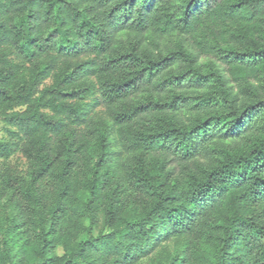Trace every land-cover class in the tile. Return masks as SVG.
<instances>
[{"label": "trees", "instance_id": "1", "mask_svg": "<svg viewBox=\"0 0 264 264\" xmlns=\"http://www.w3.org/2000/svg\"><path fill=\"white\" fill-rule=\"evenodd\" d=\"M0 125V264H264V0H0Z\"/></svg>", "mask_w": 264, "mask_h": 264}, {"label": "rangeland", "instance_id": "2", "mask_svg": "<svg viewBox=\"0 0 264 264\" xmlns=\"http://www.w3.org/2000/svg\"><path fill=\"white\" fill-rule=\"evenodd\" d=\"M1 127V125H0ZM0 137H2V133L0 132ZM3 163L2 160H0V166ZM8 164L16 166L18 169L25 171L26 170V161L20 156L17 155L10 159ZM98 229L94 232L95 236L98 235ZM158 233L162 234L161 230L158 231ZM84 236L82 239H85ZM177 247V243L175 242H165V241H157L156 247L152 248V251L150 254L142 259L138 264H166L167 260L170 258L171 255L175 253ZM64 254L62 248L57 249L56 255L62 256Z\"/></svg>", "mask_w": 264, "mask_h": 264}]
</instances>
